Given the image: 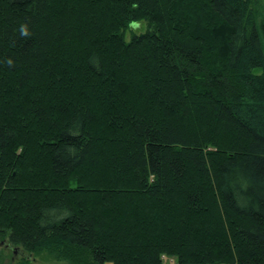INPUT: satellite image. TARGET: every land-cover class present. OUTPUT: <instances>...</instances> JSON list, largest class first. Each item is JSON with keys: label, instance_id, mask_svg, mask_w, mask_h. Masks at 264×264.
Segmentation results:
<instances>
[{"label": "trees", "instance_id": "obj_1", "mask_svg": "<svg viewBox=\"0 0 264 264\" xmlns=\"http://www.w3.org/2000/svg\"><path fill=\"white\" fill-rule=\"evenodd\" d=\"M0 238L74 264H264V8L0 0Z\"/></svg>", "mask_w": 264, "mask_h": 264}, {"label": "rangeland", "instance_id": "obj_2", "mask_svg": "<svg viewBox=\"0 0 264 264\" xmlns=\"http://www.w3.org/2000/svg\"><path fill=\"white\" fill-rule=\"evenodd\" d=\"M259 8H264V0H254ZM149 28L147 21L133 22L126 31V40L129 41L132 34H140ZM260 71V70H258ZM0 238V264H74L67 260H58L48 252L31 253L19 246L12 245L9 240ZM4 241L1 243V241ZM9 244V246H7ZM165 262L174 263L172 258L164 257Z\"/></svg>", "mask_w": 264, "mask_h": 264}, {"label": "clouds", "instance_id": "obj_3", "mask_svg": "<svg viewBox=\"0 0 264 264\" xmlns=\"http://www.w3.org/2000/svg\"><path fill=\"white\" fill-rule=\"evenodd\" d=\"M21 34L22 35H26L27 34V28L26 27L22 26Z\"/></svg>", "mask_w": 264, "mask_h": 264}, {"label": "flooded vegetation", "instance_id": "obj_4", "mask_svg": "<svg viewBox=\"0 0 264 264\" xmlns=\"http://www.w3.org/2000/svg\"><path fill=\"white\" fill-rule=\"evenodd\" d=\"M3 240H6V238H5V239H3ZM3 240L1 241V243H3V242H4ZM7 240H8V238H7ZM9 243H10V242H9ZM7 246H9V244H8Z\"/></svg>", "mask_w": 264, "mask_h": 264}]
</instances>
